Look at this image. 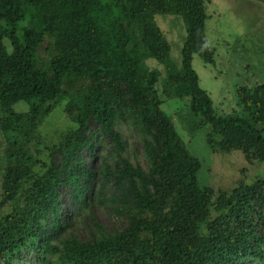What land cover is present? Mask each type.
I'll return each instance as SVG.
<instances>
[{"label": "trees", "instance_id": "1", "mask_svg": "<svg viewBox=\"0 0 264 264\" xmlns=\"http://www.w3.org/2000/svg\"><path fill=\"white\" fill-rule=\"evenodd\" d=\"M208 1L0 0V264H264V177L200 186L161 107L187 97L211 148L264 163V82L237 86V107L218 114L192 67L193 54L214 62ZM157 14L183 21L179 63ZM59 105L72 124L38 149ZM123 123L146 168L125 155Z\"/></svg>", "mask_w": 264, "mask_h": 264}, {"label": "rangeland", "instance_id": "2", "mask_svg": "<svg viewBox=\"0 0 264 264\" xmlns=\"http://www.w3.org/2000/svg\"><path fill=\"white\" fill-rule=\"evenodd\" d=\"M207 14L206 37L208 43L216 48L214 62L207 63L200 55L193 54L192 67L198 75L199 86L208 92L214 111L229 114L237 107V86L264 82V0H209ZM156 21L171 43L170 57L179 63L181 38L185 34L181 17L157 14ZM43 56L47 57V53L43 52ZM146 63L149 68L161 72L157 83L161 90L165 77L163 65L152 58L147 59ZM17 99L18 95L14 94L13 100ZM162 99L161 107L173 122L187 150L200 161L197 171L200 186L228 191L240 179L251 183L256 178L264 177V163H248L239 150L216 151L211 148L207 142L210 126L200 125L198 117L191 118L187 97L180 99L165 95ZM22 104L17 102L14 106L23 109ZM71 124L68 114L60 105L56 106L39 128L41 144L38 149L43 150L45 145L59 142L60 134ZM118 128L127 142L125 155L131 163L146 168L136 131L125 123ZM3 144L4 137L0 131V153ZM242 168H245L244 172H241ZM63 203H66L65 198ZM96 212L101 223L108 227L114 224L103 210ZM22 264L37 263L29 260Z\"/></svg>", "mask_w": 264, "mask_h": 264}]
</instances>
